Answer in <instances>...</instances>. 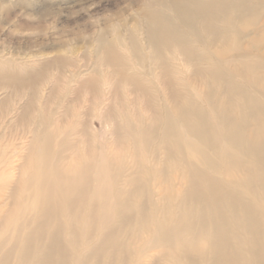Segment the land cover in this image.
Here are the masks:
<instances>
[{
  "label": "rangeland",
  "instance_id": "374dc122",
  "mask_svg": "<svg viewBox=\"0 0 264 264\" xmlns=\"http://www.w3.org/2000/svg\"><path fill=\"white\" fill-rule=\"evenodd\" d=\"M165 1L0 0V264H264V0Z\"/></svg>",
  "mask_w": 264,
  "mask_h": 264
},
{
  "label": "bare ground",
  "instance_id": "6f19581e",
  "mask_svg": "<svg viewBox=\"0 0 264 264\" xmlns=\"http://www.w3.org/2000/svg\"><path fill=\"white\" fill-rule=\"evenodd\" d=\"M162 1H163V0H162ZM166 1H167V0H166ZM166 1H165V2H166ZM239 2H242V3H243L244 1H242V0H241V1H240V0H239V1H238V0H221V1L218 2V0H169L170 8L172 7L171 10H172L173 12H175V14H176V16H178V18H180V19H182V20H184V21H185V20H186V21H187V20H190V21H191V20H193L194 17L199 18V19H201V20H206V21H207V19H209V17H208V15H207L206 12H205L206 10L204 11V8L202 7V6H205V5H207V6L209 7V11H210L209 15H210V14H211V15H212V14L214 15L216 12H219V13H218L219 15H218L217 13H216V14L218 15V17H219V16L222 17V16L224 15V12H223V11H227V8H228V10H230V9H231V10H232V9H233V10H236L237 7H238V9L244 7V6L241 7V5H240V8H239V6H238V5H239ZM160 4H161V3H160ZM160 4H159V5H160ZM167 4H168V3H167ZM167 4H166V5H167ZM243 5H244V4H243ZM253 6H255V5H253ZM161 7H162V6L160 5V8H161ZM229 7H230V9H229ZM245 7H246V6H245ZM158 8H159V7H158ZM251 8H252V7H251ZM254 8H255V7H254ZM152 9H153V8H152ZM207 9H208V8H207ZM242 9H243V8H242ZM149 10H150V9H149ZM149 10H148V11H149ZM215 10H217V11H215ZM150 11H151V12H150L151 15L153 16V15H154V13H152L153 10H150ZM155 11H156V10H155ZM212 11H213L214 13H213ZM239 11H241V10H239ZM158 12H159V10L156 11V13H158ZM162 12H163V10H162ZM211 12H212V13H211ZM242 12H243V11H242ZM146 13H147V12H146ZM160 13H161V11H160ZM167 13H168V11H167ZM227 13H228V11H227ZM232 13H233V12H232ZM232 13H231V14H232ZM236 13H239V12H236ZM244 13H246V12H243V14H244ZM255 13H257V12H255ZM163 14H164V13H163ZM175 14H174V15H175ZM191 14H192L193 16H192ZM216 14H215V15H216ZM144 15H145V13H144ZM156 15H157V14H156ZM156 15H155V18H154V19L157 18V21L160 22V23H159V24H156V23H155V20H153V24L148 28V29H149V31H148V33H149L148 36H150V39H151L154 43H155V41L159 40V39H157V38H154L155 33L158 32L160 38L163 39V40H165L164 38H166V37H167L168 39H170V38L173 39V38H174L173 40H175V39L177 40V39L179 38L178 36H176V33L179 34V32H177V31H179V30H178V27H177V31H174V30H176V28L173 30L174 27H172V24L169 22L168 19H166V18H169L166 14L163 15V18H165V19H163V21H162L161 18H159V16H158L159 14H158L157 16H156ZM160 15H161V14H160ZM211 15H210V16H211ZM213 15H212V17H214ZM234 15H235V14H234ZM244 15H245V14H244ZM172 16H173V15H172ZM230 16H232V15H230ZM235 16H236V15H235ZM235 16H234V17H235ZM237 16H239V15H237ZM246 16H248V15H246ZM246 16H245V17H246ZM215 17H216V16H215ZM218 17H217V18H218ZM223 17H225V16H223ZM239 17H243V15H241V16H239ZM245 17H243V18H245ZM148 18H150V16H149ZM158 18H159L160 20H159ZM196 18H194V20H195ZM202 18H203V19H202ZM232 19H233V18H231V21H228V20H227V21L230 22V24H231V22L233 23ZM236 19H238V18L236 17L235 20H236ZM177 20H178V19H177ZM211 20H212V19H211ZM215 20H216L217 22H219L217 19H215ZM233 20H234V19H233ZM171 21H172V20H171ZM178 21H179V20H178ZM178 21H177V22H178ZM212 21H213V20H212ZM216 21H215V22H216ZM172 22H173V21H172ZM174 22H175V21H174ZM179 22H180V21H179ZM209 22H210V21H209ZM225 22H226V20H225ZM193 23H194V22H193ZM193 23H192L191 25H195V24H196V23H195V24H193ZM200 23H201V22H200ZM210 23H211V22H210ZM210 23H208V26H207V27H209L208 29H210V30L207 29V30H208V33H209V31H211V33H212V30H214V29L210 28V27H212L211 25H213V24L210 25ZM170 24H171V27H170ZM228 24H229V23H228ZM148 25H149V23H148ZM159 25H160V26H159ZM189 25H190V24H189ZM189 25H188V26H189ZM191 25H190V26H191ZM216 25H217V24H215V26H216ZM174 26H176V25H174ZM201 26H202V25H201ZM215 26H213V27H215ZM216 27H217V26H216ZM229 27H230V26H229ZM223 28H224V27H223ZM228 29H229V28H228ZM215 30H216V31H217V30L220 31L221 29H220V28H219V29L215 28ZM225 30H226V29H224V31H225ZM219 31H217V32L214 31V34H213V33H212V34L215 35V33H218ZM221 32H222V35H223V34H224L223 31H221ZM225 32H226V31H225ZM227 32H228V31H227ZM227 32H226V34H227ZM229 32H231V31H229ZM158 33H157V34H158ZM206 33H207V32H206ZM206 33H205V34H206ZM211 33L208 34V35H211ZM219 33H220V32H219ZM178 34H177V35H178ZM180 34H181V33H180ZM180 34H179V35H180ZM183 34L185 35V33H182L181 35H183ZM206 35H207V34H206ZM215 36H216L215 39L217 40V37H219V34H218V36H217V35H215ZM224 36H225V34H224ZM226 36H227V35H226ZM230 36H231V35H230ZM175 37H178V38H175ZM182 37L184 38V36H182ZM186 37H187V36H186ZM186 37H185V38H186ZM227 37H229V36H227ZM167 38H166V41H167ZM180 38H181V37H180ZM180 38H179V39H180ZM211 38H212V37H211ZM223 38H224V37H223ZM223 38H222V39H223ZM225 38H226V37H225ZM225 38H224V39H225ZM147 39H148V37H147ZM161 39H160V40H161ZM213 39H214V38H213ZM213 39H212V40H213ZM224 39H223V40H224ZM151 40H150V41H151ZM154 40H155V41H154ZM163 40H162V41H163ZM166 41H165V42H166ZM170 41H171V40H170ZM170 41H169V42H170ZM178 41L182 42V44L185 46V44H184V42H183L184 39H183V40L181 39V40H178ZM185 41H186V40H185ZM213 41H214V40H213ZM218 41H220V40H218ZM176 42H177V41H176ZM156 43H157V42H156ZM160 43H161V42H160ZM173 43H175V42L173 41ZM178 43H179V42H177V44H178ZM168 44H169V43H168ZM180 44H181V43H180ZM153 45H154V47H155L156 44H153ZM157 45H158V46H156L155 48L161 46V45H159V44H157ZM162 45L165 46L166 44L163 43ZM190 45H191V44H190ZM150 47H151V46H150ZM150 47H149V48H150ZM165 47H166V46H165ZM165 47H163V48H165ZM167 47H168V46H167ZM176 47H177V45H176ZM180 47L182 48V45H181ZM163 48H162V51H163ZM177 48H178V47H177ZM183 48H184V47H183ZM183 48H182V49H183ZM192 48L194 49L193 46L191 47V49H192ZM182 49H181V50H182ZM184 49H185V51H186V50H187V46H186ZM189 49H190V46H188V51L190 52ZM152 51H153V50H152ZM156 51H157V49H156ZM160 51H161V50H160ZM162 51H161V52H162ZM191 51H192V50H191ZM193 51H194V50H193ZM161 52H160V53H161ZM154 53L160 54L158 51H157V52H154ZM194 53H195V52H194ZM197 53H198V52H197ZM191 54H193V52L190 53V56H191ZM161 55H162V53H161ZM195 55H196V53H195ZM157 56H158V55H157ZM159 56H160V55H159ZM184 56H185V55H184ZM190 56H189V57H190ZM192 57L194 58V54L192 55ZM199 57H200V56H199ZM159 58H160V57H159ZM193 58H192V59H193ZM187 59H188V58H187ZM194 59H195V58H194ZM194 59H193V60H194ZM190 60H191V59H190ZM247 60H249V59H247ZM244 61H245V60H244ZM162 62H163V61H162ZM247 62H250V60L247 61ZM240 63H241V61H240ZM245 63H246V62H245ZM245 63H244V64H245ZM252 64H253V63H252ZM252 64H251V65H252ZM241 65H242V64H241ZM254 65H255V64H254ZM247 66H248V65H247ZM256 68H257V66H256ZM198 69H199V67H198ZM213 69H214V68H213ZM244 69H245V68H244ZM200 72H201V69H200ZM216 72H218L217 69H216ZM253 72H254V71H253ZM215 74H216V73H215ZM216 76H218V75L216 74ZM223 77H224V76H223ZM217 80H218V79H217ZM220 81H221V80H220ZM220 81H219V82H220ZM230 81H231V80H230ZM217 82H218V81H217ZM233 83H234V82H233ZM215 84H216V83H215ZM234 84H235V83H234ZM228 86H229V85H228ZM228 86H227V87H228ZM234 88H235V85H234ZM241 88H242V87H241ZM241 88H238V89L240 90ZM243 89H244V88H243ZM224 90H225V89H224ZM226 90H227V89H226ZM233 90H234V89H233ZM235 90H236V89H235ZM241 90H242V89H241ZM242 91H243V90H242ZM246 92H247V91H246ZM232 93H233V92H231V94H232ZM237 94H238V93H237ZM245 94H247V93H245ZM248 94H250V93L248 92ZM228 95H229V94H228ZM242 95H243V93H242ZM244 96H245V95H244ZM248 96H249V95H248ZM241 97H242V96H240V98H241ZM251 97H253V96H251ZM247 98H248V97H246V99H247ZM237 99H239V97H238ZM246 99H245V100H246ZM252 99L255 100L254 98H252ZM252 99H251V100H252ZM247 100H248V99H247ZM242 101H243V100H242ZM190 102H191V101H190ZM248 102H249V100H248ZM253 102H255V101H253ZM245 103H246V102H245ZM232 104H233V103H232ZM233 105H234V104H233ZM250 105H251V104H250ZM189 106H191V104H190ZM235 106H236V105H235ZM228 107H229V106H228ZM246 107H248V106H246ZM252 107H253V109H255L254 106H252ZM177 108H179V104H178V107H177ZM180 108H181V107H180ZM238 108H239V107H238ZM182 109H183V108H182ZM199 109H200V107H199ZM201 109H202V108H201ZM201 109H200V110H201ZM229 109H230V108H229ZM239 109H240V108H239ZM239 109H238V111H239ZM241 109H242V108H241ZM178 110H179V109H178ZM183 110L186 111V109H183ZM188 110H189V109H188ZM197 110H198V108H197ZM227 110H228V109H227ZM180 111H181V110H180ZM184 111H181V113L184 112ZM193 111H194V110H193ZM186 112H187V111H186ZM195 112H196V110H195ZM199 112H200V111H199ZM202 112H204V111H202ZM225 112H226V111H225ZM200 114H201V112H200ZM220 114H221V112H220ZM225 114H226V113H225ZM225 114H224V115H225ZM228 114H229V113H228ZM253 114H254V113H253ZM183 115H185V114H183ZM187 115H188V114H187ZM187 115H186V116H187ZM218 115H219V114H218ZM239 115H241V114H239ZM181 116H182V115H181ZM186 116H184V117H186ZM195 116H196V115H195ZM195 116H194V117H195ZM255 116H256V114H255ZM194 117H192V118H194ZM218 117L220 118V115H219ZM222 117H223V116H222ZM224 117H225V116H224ZM190 118H191V117H190ZM203 118H204V117H203ZM205 118H207V117H205ZM205 118H204V120H205ZM215 118H216V117H215ZM249 118H250V117H249ZM183 119H184V118H183ZM207 119H208V118H207ZM252 119H253V118H252ZM193 120H194V119H193ZM204 120H203L202 123H204ZM220 120H221V118H220ZM224 120H225V119H224ZM244 120H245V119H244ZM247 120H248V119H247ZM253 120H254V119H253ZM199 121H200V120H199ZM184 122H186V121L184 120ZM184 122H182V123H184ZM206 122H207V120H205V123H206ZM212 122H213V121H212ZM215 122H216V121H215ZM187 123H188V122H187ZM190 123H191V121H190ZM207 123H208V122H207ZM207 123H206V124H207ZM221 123H222V122H221ZM242 123H243V121L241 122L240 125H242ZM250 123H251V122H250ZM188 124H189V123H188ZM210 124H211V123H209V125H210ZM214 124H215V123L213 122V125H214ZM218 124H220V123L218 122ZM230 124H231V123H230ZM237 124H238V123H237ZM246 124H247V123H246ZM194 125H195V124H194ZM209 125H208V126H209ZM225 125H226V124H225ZM243 125H244V124H243ZM184 126H185V125H183L182 127H184ZM188 126H189V125H188ZM188 126H187V127H188ZM214 126H216V125H214ZM219 126H220V125H219ZM226 126H227V125H226ZM151 127H152V126H151ZM187 127H186V128H187ZM191 127H192V125H191ZM194 127H195V129H197V128H196V125H195ZM211 127H212V126H211ZM211 127H208V128H211ZM214 128H215V127H214ZM216 128H217V127H216ZM218 128H219V127H218ZM148 129H149V128H148ZM192 129H193V127H192ZM220 129H221V127L219 128V130H220ZM229 129H230V128H229ZM239 129H242V128H239ZM256 129H257V128H256ZM150 130H151V129H150ZM199 130H201V128H200ZM222 130H223V129H222ZM224 130H225V129H224ZM224 130H223V132H224ZM237 130H238V129H237ZM242 130H244V129H242ZM242 130H240V131H242ZM147 131H148V130H147ZM213 131H214V130H213ZM230 131H231V133H233L232 130H230ZM234 131H235V130H234ZM255 131H256V130H255ZM255 131H254V132H255ZM190 132H192V131H190ZM196 132H197V131H196ZM196 132H195V133H196ZM202 132H203V131H202ZM220 132H221V131H220ZM228 132H229V130H228ZM228 132H227V133H228ZM242 132H243V131H242ZM145 133H147V132H145ZM192 133H194V131H193ZM199 133H200V132H198V134H199ZM168 134H169V133H168ZM168 134H167V135H168ZM236 134H237V133H236ZM194 135L196 136V134H194ZM223 135H224V134H223ZM229 135H230V132H229ZM231 135H232V134H231ZM231 135H230L229 137H230L231 139H233V137H232ZM240 135H241V134H240ZM242 135H243V134H242ZM253 135H254V134H253ZM168 136H169V135H168ZM168 136H167V137H168ZM172 136H173V135H172ZM203 136H206V135L204 134ZM203 136H202V137H203ZM257 136H258V135H257ZM175 137H176V136H175ZM196 137L198 138V136H196ZM206 137H207V136H206ZM229 137H228V138L225 137V139H229ZM237 137H238V136H237ZM252 137H253V136H252ZM258 137H259V136H258ZM199 138H200V137H199ZM208 138H209V136H208ZM234 138L236 139V135H234ZM250 138H251V137H250ZM202 139H203V138H202ZM205 139H206V138H205ZM237 139H238V138H237ZM242 139H243V138H242ZM203 140H204V139H203ZM206 140H208V139H206ZM254 140H255V139H254ZM259 140H260V139H259ZM167 141H171V140L168 139ZM174 141H175V140H174ZM228 141H229V140H228ZM233 141H234V140H233ZM233 141H232V142H233ZM238 141H239V140H238ZM205 142H206V141H204V143H205ZM208 142H209V140H208ZM208 142H207V143H208ZM249 142H250V139H249ZM249 142H247V143H249ZM257 142H258V141H257ZM212 143L214 144V142H211V141H210L211 147H213V146H212ZM230 143H231V141H230ZM233 143H236V142L234 141ZM243 143H244V140H243ZM243 143H241V144H243ZM241 144H239V145L241 146ZM262 144H263V143H262ZM42 145H44V144H42ZM42 145H41V146H42ZM46 145H48V144H46ZM234 145H235V144H234ZM237 145H238V144H237ZM48 146H49V145H48ZM250 146H251V145H250ZM256 146H257V145H256ZM45 148H46V147H45ZM237 148H238V147H237ZM239 148H240V147H239ZM244 148H245V147H244ZM250 148H253V147H250ZM250 148H249V149H250ZM241 149H242L243 152H244V149H243V148H240V150H241ZM47 150H48V149H47ZM166 150H167V149H166ZM172 150H173V149H172ZM172 150H171V152H172ZM168 152H169V151H168ZM171 152H170V153H171ZM240 152H241V151H240ZM46 156H47V155H46ZM226 157H227V156H226ZM43 159H44V158H43ZM258 159H259V158H258ZM263 159H264V158H262L261 160H263ZM46 162H47V160H46ZM244 162H245V161H244ZM246 163H247V162H246ZM255 164H257V163H255ZM243 165H244V164H243ZM248 165H249V164H248ZM55 166H56V165H55ZM191 167H192V166H191ZM194 169H196V168H194ZM189 170H190V172L192 173L191 169H189ZM192 170H193V169H192ZM196 170H198V168H197ZM246 170H247V169H246ZM193 171H194V170H193ZM199 171H200V170H199ZM201 171H202V170H201ZM252 171H253V170H252ZM187 172H188V171H187ZM190 172H189V173H190ZM194 172H195V171H194ZM55 173H56V172H55ZM203 173H204V172H203ZM193 174H196V176L194 175V178L196 179L197 174H199V173H198V172H195V173H192V175H193ZM187 175H188V173H187ZM59 176H60V175H59ZM188 176H189V175H188ZM260 176H262V175H260ZM60 177H61V176H60ZM203 177H204V175H203ZM44 178H45V177H44ZM191 178H192V176H191ZM194 178H193V179H194ZM253 178H254V177H253ZM58 179H59V178H58ZM62 179H63V178H62ZM134 179H135V178H134ZM203 179H204V178H203ZM63 180H64V179H63ZM131 180H132V179H131ZM190 181H192V180H190ZM196 181H197V180H196ZM198 181H200V180H198ZM220 181H221V180H220ZM220 181H219V182H220ZM260 181H261V180H260ZM66 182H67V181H66ZM206 182H207V181H206ZM137 183H138V182H137ZM220 183H221V182H220ZM257 183H258V182H257ZM260 183H262V182H260ZM63 184H64V183H63ZM206 184H207V183H206ZM217 184H218V183H217ZM253 184H254V183H253ZM202 185H203V184H202ZM210 185H211V184H210ZM249 185H250V184H249ZM257 185H258V184H257ZM48 186H49V185H48ZM48 186H46V187H48ZM59 187H60V186H59ZM203 187H204V186H203ZM205 187H206V186H205ZM226 187H227V186H226ZM261 187H263V186H261ZM48 188H49V187H48ZM210 188H211V187H210ZM218 188H219V187H218ZM53 189H54V188H53ZM187 189H188V188H187ZM227 189H228V188H226V190H227ZM231 189H232V188H231ZM188 190H189V189H188ZM197 190H198V189H197ZM202 190H203V189H202ZM226 190H225V191H226ZM262 190H264V188H263ZM48 191H49V190H48ZM193 191H194V190H193ZM193 191H192V194L194 193ZM219 191H220V190H219ZM187 192H188V191H187ZM201 192H202V191H201ZM203 192H204V191H203ZM220 192H221V191H220ZM222 192H223V191H222ZM230 192H231V191H230ZM46 193H47V192H46ZM197 193H198V192H197ZM212 193H213V192H212ZM214 193H215V192H214ZM223 193H224V192H223ZM232 193H233V191H232ZM236 193H238V192H236ZM263 193H264V192H263ZM190 194H191V193H190ZM190 194H189V195H190ZM224 194H225V193H224ZM228 194H229V193H228ZM222 195H223V194H222ZM193 196H194V195H193ZM216 196H217V195H216ZM225 196L227 197V196H229V195H225ZM239 196H240V195H239ZM187 197L189 198L190 196H187ZM229 197H230V198H232V197L234 198V196H232V197L229 196ZM45 198H46V196H45ZM194 198H196V193H195V197H193V199H194ZM219 198H220V197H219ZM219 198H218V199H219ZM230 198H229V199H230ZM238 198H239V197H238ZM221 199H222V198H221ZM44 200H46V199H44ZM52 200H53V199H52ZM118 200H119V199H118ZM126 200H127V199H126ZM182 200H183V199H182ZM185 200H186V199H185ZM190 200H191V199H190ZM190 200H189V201H190ZM200 200H202V199H200ZM206 200H207V199H206ZM122 201H123V199L121 200V202H122ZM189 201H188V202H189ZM203 201H204V200H203ZM234 201H236V200H234ZM244 201H245V200H244ZM244 201H243V202H244ZM123 202H124V201H123ZM126 202H127V201H126ZM181 202H182V201H181ZM193 202H195V201H193ZM199 202H200V201H199ZM206 202H207V201H206ZM222 202H223V201H222ZM195 203H197V202H195ZM229 203H230V200H229ZM238 203H239V202H238ZM246 203H247V201H246ZM248 203H249L248 205H251L250 202H248ZM132 204H133V203H132ZM200 204H201V203H200ZM207 204H208V203H207ZM215 204H216V202H215ZM218 204H219V203H218ZM122 205H125V204H122ZM122 205H120V206H122ZM133 205H134V204H133ZM243 205H244V204H243ZM59 206H60V205H59ZM127 206H128L127 208H129V205H127ZM194 206H196V205H194ZM201 206H202V205H201ZM237 206H238V205H237ZM237 206L234 205V207H237ZM123 207H124V206H123ZM209 207H210V205H209ZM238 207H239V206H238ZM252 207H253V206H252ZM119 208H120V207H119ZM201 208H202V207H201ZM242 208H243V206H242ZM225 209H226V208H225ZM232 209H233V213H234V208H232ZM243 209L246 210V208H243ZM118 210H119V209H118ZM180 210H181V209H180ZM197 210H199V209H197ZM221 210H223V209H221ZM235 210H236V208H235ZM238 210H239V209H238ZM251 210H252V209H251ZM43 211H44V210H43ZM193 211H194V210H193ZM217 211H218V210H217ZM226 211H227V210H226ZM254 211H255V210H254ZM257 211H258V213L261 214V212H259L258 209H257ZM209 212H210V211H209ZM235 212H236V213H237V212L240 213L239 211H235ZM252 212H253V210H252ZM46 213H47V212H46ZM53 213H55V212H53ZM180 213H181V212H180ZM195 213H196V212H195ZM216 213H217V212H216ZM218 213H220V211H219ZM225 213H226V212H225ZM236 213H235V214H236ZM185 214H186V213H185ZM227 214H228V213H227ZM229 214H230V213H229ZM45 215H46V214H45ZM54 215H55V214H54ZM178 215H179V214H178ZM217 215H218V214H217ZM219 215L221 216V213H220ZM237 215H238V214H237ZM239 215H240V217H241V214H239ZM251 215H252V214H250V216H248L247 213H246V216H248V218H249V217L251 218ZM48 216H49V215H48ZM196 216H197V215H196ZM209 216H210V218H212V215H209ZM259 216H261V215H259ZM42 217H43V216H42ZM252 217H253V216H252ZM256 217H258V214L255 215V218H256ZM53 218H54V217H53ZM184 218H185V217H184ZM201 218H203V217H201ZM246 218H247V217H246ZM258 218H259V217H258ZM179 219H180V218H179ZM179 219H178V220H179ZM186 219H187V217H186ZM203 219H204V218H203ZM220 219H222V218H220ZM236 219H237V216H236ZM253 219H254V218H253ZM169 220H170V219H169ZM174 220H175V219H174ZM174 220H173V221H174ZM204 220H205V219H204ZM206 220H208V219H206ZM211 220H212V219H211ZM226 220L229 221L230 219L228 220V218H227ZM213 221H214V220H213ZM215 221H216V220H215ZM218 221H219V223H220L221 220H218ZM247 221H248V220H247ZM254 221H257V219L254 220ZM258 221H259V219H258ZM258 221H257V222H258ZM260 221H262V219H261ZM42 222H43V221H42ZM47 222H48V221H47ZM178 222H179V221H178ZM201 222H203V220H201ZM223 222H224V221H221V224H222ZM233 222H234V221H233ZM243 222H244V221H243ZM165 223H166V222H165ZM208 223H209V222H208ZM213 223H214V222H213ZM215 223H216V222H215ZM217 223H218V222H217ZM219 223H218V224H219ZM239 223H241V222H239ZM253 223H254V222H253ZM172 224H173V223H172ZM203 224H204V222H203ZM205 224H206V223H205ZM159 225H160V224H159ZM235 225H236V224H235ZM244 225H246V224H244ZM248 225H249V224H248ZM168 226H169V225H168ZM170 226H172V225H170ZM186 226H187V225H186ZM254 226H255V225H254ZM254 226H253V227H254ZM256 226H257V225H256ZM258 226H259V225H258ZM57 227H58V226H57ZM160 227H161V226H160ZM227 227H228V226H227ZM227 227L225 228L226 230H228ZM240 227H241V226H240ZM250 227H251V225L249 226V228H250ZM261 227H263V226H261ZM44 228H45V227H44ZM59 228H60V227H59ZM172 228H173V229H172ZM172 228H171V229L174 231V227H173V226H172ZM180 228H181V227H180ZM213 228H214V226H213ZM257 228H258V227H257ZM161 229H162V228H161ZM161 229H160V230H161ZM181 229H182V228H181ZM193 229H194V228H193ZM196 229H197V228H196ZM252 229H253V228H252ZM258 229H259V228H258ZM260 229H261V228H260ZM56 230H57V229H56ZM183 230H184V229H183ZM219 230H221V229H219ZM58 231H59V230H58ZM111 231H112V230H111ZM214 231L217 232V228H216V230H214ZM252 231H254V229H253ZM32 232H34V231H32ZM54 232H56V231H54ZM169 232L172 233L171 231H169ZM178 232H179V231H178ZM200 232H201V231H200ZM219 232H220V231H219ZM222 232H223V228H222ZM226 232H228V231H226ZM229 232H230V230H229ZM261 232H262V231H261ZM179 233H180V232H179ZM206 233H207V232H206ZM220 233H221V232H220ZM223 233L226 234L225 231H224ZM223 233H222V234H223ZM234 233H235V232H234ZM40 234H41V233H40ZM202 234H203V233H202ZM208 234H209V233H208ZM235 234H236V233H235ZM252 234H253V233H252ZM255 234H256V233H255ZM260 234H261V233H260ZM163 235H164V234H163ZM166 235H167V234H166ZM166 235H165V236H166ZM173 235H175V234H173ZM216 235H218V233H217ZM28 236H29V235H28ZM167 236H168V235H167ZM170 236H171V235H170ZM170 236H169V237H170ZM174 237H175V236H174ZM207 237H208V236H207ZM207 237H206V238H207ZM222 237H223V236H222ZM260 237H262V236H260ZM184 238H185V237H184ZM216 238H218V237H216ZM240 238H241V237H240ZM247 238H248V237H247ZM159 239H161V238H159ZM162 239H163V238H162ZM162 239H161V240H162ZM209 239H211V238L209 237ZM220 239H221V238H220ZM261 239H262V238H261ZM103 240H104V239H103ZM161 240H160V241H161ZM175 240H176V239H175ZM177 240H178V239H177ZM200 240H201V239H200ZM222 240H225V239H222ZM232 240H233V239H232ZM250 240H251V239H250ZM263 240H264V239H262V241H261V242H262V245H264ZM104 241H105V240H104ZM156 241H157V240H156ZM172 241H173V240H172ZM190 241H191V240H190ZM193 241H194V240H193ZM209 241H210V242L212 241L213 244L216 243V239H215V243L213 242L212 239L209 240ZM238 241H239V240H238ZM251 241H252V240H251ZM210 242H209V244H210ZM212 243H211V244H212ZM223 243H224V242H223ZM223 243H222V244H223ZM225 243H228V241L225 242ZM233 243H234V242H233ZM255 243H256V242H255ZM105 244H106V242H105ZM211 244H210V245H211ZM213 244H212V245H213ZM229 244H230V243H229ZM258 244H260V243H258ZM258 244H257V245H258ZM107 245H108V244H107ZM231 245H232V244H231ZM233 245H234V244H233ZM237 245H238V244H237ZM187 246H188V245H187ZM205 246H206V245H205ZM41 247H42V246H41ZM48 247H49V246H48ZM213 247H214V245H213ZM213 247H212V248H213ZM223 247H224V246H223ZM234 247H237V246L234 245ZM234 247H233V248H234ZM245 247H246V246H245ZM253 247H254V246H253ZM255 247H256V245H255ZM263 248H264V247H263ZM188 249H189V248H188ZM207 250H208V248H207ZM47 251H48V250H47ZM181 251L183 252L184 250L182 249ZM228 251H229V250H228ZM246 251H247V250H246ZM49 252H50V251H49ZM206 252H207V251H206ZM220 252H221V251H220ZM234 252H235V251H234ZM247 252H248V251H247ZM254 252H255V251H254ZM263 252H264V251H263ZM50 253H51V252H50ZM183 253H184V252H183ZM183 253H182V254H183ZM185 253H186V251H185ZM187 253H189V251H188ZM196 253H197V252H196ZM237 254H238V253H237ZM241 254H243V253H241ZM244 254H245V253H244ZM244 254H243V255H244ZM254 254H256V253H254ZM262 254H263V253H262ZM183 255H185V254H183ZM188 255H189V254H188ZM195 255H197V254H195ZM198 255H199V253H198ZM204 255H206V254H204ZM43 256L46 257L47 255L44 254ZM43 256H41V258H43ZM199 256H200V255H199ZM202 256H203V255H202ZM235 256H237V255L235 254ZM241 256H242V255H241ZM263 256H264V255H263ZM184 257H185V256H183V258H184ZM215 257H216V256H215ZM34 258H36V257H34ZM241 258H242V257H241ZM263 258H264V257H263ZM187 259H188V258H187ZM213 259H214V258H213ZM184 260L186 261L185 258H184ZM188 260H190V259H188ZM199 260H200V259H199ZM242 260H243V259H242ZM242 260H241V261H242ZM196 261H197V260H196ZM241 261H240V262H241ZM244 261H246V260H244ZM40 262H42V261L40 260ZM43 262H45V261L43 260ZM43 262H42V263H43ZM49 262H50V261H49ZM178 262H179V261H178ZM201 262H202V261H201ZM186 263H187V261H186ZM190 263H191V262H190ZM217 263H218V262H217ZM180 264H181V263H180ZM191 264H192V263H191ZM210 264H211V263H210ZM244 264H245V263H244ZM260 264H261V263H260Z\"/></svg>",
  "mask_w": 264,
  "mask_h": 264
}]
</instances>
